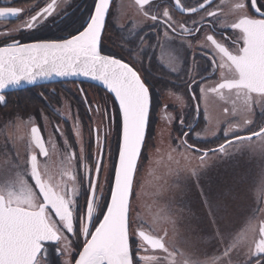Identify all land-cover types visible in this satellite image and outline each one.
Segmentation results:
<instances>
[{"label": "flooded vegetation", "instance_id": "obj_1", "mask_svg": "<svg viewBox=\"0 0 264 264\" xmlns=\"http://www.w3.org/2000/svg\"><path fill=\"white\" fill-rule=\"evenodd\" d=\"M52 2L53 0H0V7L22 9L16 17H0V47L14 40L31 43L38 40H63L74 35L86 25L94 11L95 0H56L53 15L42 23L38 22L32 30L24 29L25 22L31 16L41 12ZM113 2L100 45L102 53L128 62L150 86L149 126L153 115L154 124L162 121L161 116L164 115L170 129L171 144L173 147L179 146L176 149L186 151L191 157L194 169L176 172L185 176L194 170L198 175H220L225 163H235L238 148L229 147L226 154L209 153L203 160L202 154L209 149H218L219 145L225 143L224 133L230 125H243L244 119L252 121L246 127L253 125L261 115V104L253 102L251 110L245 111L243 93L238 96L236 90L211 91L224 79H230L232 73L227 66L223 69L219 67L220 55L206 41V36L213 35L217 42L230 51H235L236 46L232 40L239 36V31L231 29L230 25L243 15L235 5L243 2L247 14L254 18H262L260 13L251 7V0H212L211 5L205 9L199 8L203 0H179V6L177 0H149L143 6L131 0L137 15L119 23L114 16L111 17ZM261 5H264V0H260L257 6ZM187 7H195L198 11L192 14L182 11ZM164 10L172 17L169 23L175 27V33L164 23L167 20L162 15ZM145 11L148 12L147 16ZM208 11H214L216 16L209 17ZM151 15H157L158 20L152 21ZM73 20H76L74 28L65 29ZM194 21L199 22V32L181 31V24L187 29H195L197 25ZM2 94L5 96V103H0V177L7 174L21 175L27 181V188H31L39 197L34 181L30 175L24 174L27 167L25 161L30 154L35 153L42 178L54 190L63 192L66 188L76 187L78 194L74 197V216L78 217L86 212L85 201L90 192V180L96 181V194L97 197H103L99 201L103 206L109 199L114 174L112 170L116 164L121 134L120 113L113 98L100 88L83 82L49 83ZM252 95L255 101V94ZM163 98L169 101L164 102ZM207 98L212 99L215 104L208 106ZM215 105L216 110L213 107ZM221 105L223 106L219 109ZM225 108L228 109L227 113ZM162 111H166V114L161 113ZM219 113L226 115L221 121L218 120ZM19 125H22L18 133L19 139L11 141L6 131ZM32 127L38 128L47 156L41 155L33 144ZM231 136L229 134L227 138L231 139ZM185 139L200 151L186 149L182 145ZM16 143L19 145L18 150L15 148ZM82 154L84 159H81ZM97 160H102L98 179L95 170ZM72 175H75V181L70 179ZM16 188L25 190L18 184ZM37 202H42V197ZM97 216H100L99 210ZM52 218L58 219L54 213ZM74 229L79 231L78 219L74 220ZM64 234L73 245L71 255L58 252L62 245H49L48 258L51 264H64L66 259L74 264L82 249V235L77 237L75 232L66 231ZM134 261L136 262L135 255ZM260 264H264V260Z\"/></svg>", "mask_w": 264, "mask_h": 264}, {"label": "snow or ice", "instance_id": "obj_2", "mask_svg": "<svg viewBox=\"0 0 264 264\" xmlns=\"http://www.w3.org/2000/svg\"><path fill=\"white\" fill-rule=\"evenodd\" d=\"M143 6L149 0H136ZM212 0H203L199 8L205 9L211 5ZM260 0H251V7L260 13L262 18L249 16L243 2L237 3L235 8L243 12L238 20L230 25L233 30L239 31V36L232 40L236 46L235 51H230L222 43L217 42L213 35H207L206 41L218 51L221 59L219 67H228L232 73L230 79H224L212 92L228 89L236 90L237 95L245 96V111L251 110V103L264 102V11L257 6ZM179 6V0H177ZM56 0L49 3L46 8L31 16L24 24V29L32 30L36 24L42 23L53 15ZM22 9L13 7H0V17H16ZM188 14L198 11L195 7L183 8ZM109 12V0H95L94 11L89 22L82 30L77 31L63 40H38L31 43L13 41L0 47V92L8 86L18 85L21 82L34 83L39 78H48L53 75L67 77L83 75L102 81L108 91L119 102V113L122 116V140L118 149V162L112 172V187L110 199L103 206L97 197V183L89 181L90 192L85 201L86 212L74 216L76 203L74 197L78 194L73 186L63 192L56 191L42 178L37 154H30L25 161L27 167L25 175H30L34 186L38 189L42 202H37L39 197L27 188V181L21 175L7 174L0 177V264H51L48 258L49 245H62L58 252L62 255H71L72 243L64 234L74 233L77 237L83 236L82 250L78 252L75 264H137L132 252L131 237L138 236L144 244L153 249H159L171 257L173 253L166 247L164 238L146 235L145 231L132 229L130 196L133 191L134 174L138 171V161L142 148L146 146V131L151 108L150 86L141 78L133 66L120 58L102 54L100 44L105 33V20ZM146 16L148 12L144 13ZM162 15L167 18L164 23L176 32L169 21L172 17L167 10ZM209 17H215L214 11H208ZM152 21H157V15H151ZM197 27L187 29L181 24L182 32H199L198 21L193 22ZM165 37H168L167 32ZM215 62V61H213ZM258 100L253 101V95ZM0 103H5V96L0 94ZM224 111L227 113L228 109ZM252 124L249 119H244L243 125H230L224 135L226 141L218 149H209L201 156L209 153H227L232 146L250 147L253 150L264 152V124L258 130L248 128V135L237 134V129L244 131L247 125ZM32 142L39 153L47 156L48 152L41 139L37 127L31 128ZM232 134L231 139H228ZM258 138L260 143L253 144V138ZM186 149L200 151L193 145L182 142ZM81 159H84L83 154ZM71 157H69V163ZM87 167L86 165L84 166ZM102 169V160H97L95 170L97 179ZM191 175L198 176L197 171ZM75 181V175L70 177ZM20 185L18 190L16 185ZM99 210L100 216H97ZM54 213L57 220L52 218ZM102 217V218H100ZM79 222V231L74 229V220ZM94 228V231L92 230ZM220 235L226 242L227 237ZM90 237V238H89ZM231 245L225 247L224 257L229 256ZM254 254H264V224L259 227V240L255 243ZM141 260L152 259L154 264H162L155 258L141 257ZM64 264H72L66 259ZM175 264V261H172ZM191 264H201L194 261ZM204 264H217L215 260ZM219 264H228L221 260Z\"/></svg>", "mask_w": 264, "mask_h": 264}, {"label": "rangeland", "instance_id": "obj_3", "mask_svg": "<svg viewBox=\"0 0 264 264\" xmlns=\"http://www.w3.org/2000/svg\"><path fill=\"white\" fill-rule=\"evenodd\" d=\"M136 15L131 0H114L111 17L117 22ZM258 99L255 96V100ZM206 104L211 106L215 102L207 98ZM260 104L259 118L244 131L238 130L239 135H248V128L258 130L264 124V102ZM161 113L166 114V111ZM161 117L162 121L154 124L155 116H152L134 179L130 212L132 229L164 238L173 255L165 260L167 253L152 251L145 244L138 247L142 242L138 236H133L132 252L137 264H154L152 259L141 260V257L155 258L162 264H172V261L204 264L210 260L217 264L221 260L228 264H260L264 254L256 255L254 251L259 227L264 224V152L247 146L237 147L235 163H225L220 175L185 176L176 171L194 169L191 157L186 151L176 149L179 146L173 147L166 118ZM224 117L225 114L219 113L218 120ZM21 127L7 129L11 141L19 139ZM252 143L260 141L254 137ZM18 147L16 143L17 150ZM218 232L227 237L226 242ZM228 245L232 246L231 251L224 257Z\"/></svg>", "mask_w": 264, "mask_h": 264}, {"label": "water", "instance_id": "obj_4", "mask_svg": "<svg viewBox=\"0 0 264 264\" xmlns=\"http://www.w3.org/2000/svg\"><path fill=\"white\" fill-rule=\"evenodd\" d=\"M134 1L136 2V0H134ZM111 2H112V0H109V7H110ZM88 22H89V20H88ZM60 81H83V82H88V83L97 85L98 87L107 91L115 100L114 94H112L108 91V89L105 87V85L103 84L102 81L92 79L90 77H85L83 75H75V76H67V77H61V76L53 75V76L48 77V78H39L34 83L21 82L18 85L8 86L5 89H3L2 92H0V93L6 92V91H12V90H21V89H25L27 87H31V86H35V85H39V84H46V83L60 82ZM115 102L117 103V105L119 107V102L116 100H115ZM121 140H122V116H121ZM117 162H118V158H117Z\"/></svg>", "mask_w": 264, "mask_h": 264}, {"label": "trees", "instance_id": "obj_5", "mask_svg": "<svg viewBox=\"0 0 264 264\" xmlns=\"http://www.w3.org/2000/svg\"><path fill=\"white\" fill-rule=\"evenodd\" d=\"M75 22H76V20H73L71 23H69L68 25L65 26V29L72 30L75 26Z\"/></svg>", "mask_w": 264, "mask_h": 264}]
</instances>
